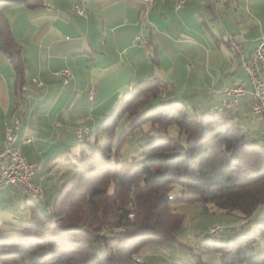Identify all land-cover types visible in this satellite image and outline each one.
Here are the masks:
<instances>
[{
    "label": "trees",
    "instance_id": "trees-1",
    "mask_svg": "<svg viewBox=\"0 0 264 264\" xmlns=\"http://www.w3.org/2000/svg\"><path fill=\"white\" fill-rule=\"evenodd\" d=\"M43 3L0 0V52L14 67L16 96L21 99L26 95L25 51L5 10ZM236 59L243 70L241 59ZM247 83L250 86L248 78ZM170 86L153 79L123 93L115 111L104 117L95 133L91 131L90 136H104L100 148L78 141L82 146L74 157L78 164L70 161L77 167L76 175L63 184L50 205L26 194L29 216L0 224V264H147L138 257L143 256V247L174 241L184 226L183 217L172 211L174 202H198L207 213L213 210L243 219L264 209V145L253 142L252 134L245 133L230 113L228 106L236 103L228 98L227 106L199 114L181 100L165 98ZM157 100H161L157 106L144 112ZM26 108L22 107L20 117L26 116ZM124 119L126 129L118 139L116 130ZM145 123L151 125L145 133L149 136L151 131L167 133L176 127L184 142L153 137L139 157L121 162V147ZM176 186L182 195L172 197ZM256 240L249 232L214 247L225 264H264V255L255 252Z\"/></svg>",
    "mask_w": 264,
    "mask_h": 264
},
{
    "label": "crops",
    "instance_id": "crops-1",
    "mask_svg": "<svg viewBox=\"0 0 264 264\" xmlns=\"http://www.w3.org/2000/svg\"><path fill=\"white\" fill-rule=\"evenodd\" d=\"M179 1L43 0L36 8L17 5L5 10L25 51L27 83L25 98H18L14 67L0 52V151L6 123L21 125L20 139L34 138L22 150L29 161L43 165L38 179L49 205L55 193L49 184L59 187L61 173H69L61 162L72 166V156L82 151L76 129L95 133L104 117L115 111L122 94L141 82L171 83L170 96L178 100L173 92L180 90L182 81L191 87L199 79L214 83L209 74L219 66L224 71L227 64L222 58L235 62L229 57L227 35L241 41L247 57L264 39L260 16L264 0H185L183 7ZM74 5L85 15L77 13ZM137 36L147 38L148 47L140 46ZM64 70L73 76L68 85L58 74ZM246 87L250 88L248 83ZM24 106L27 114L22 118ZM237 106L250 108L244 98ZM95 137L90 136V142ZM96 142L101 140L96 137ZM27 200L22 188L0 191V224L28 217Z\"/></svg>",
    "mask_w": 264,
    "mask_h": 264
},
{
    "label": "rangeland",
    "instance_id": "rangeland-1",
    "mask_svg": "<svg viewBox=\"0 0 264 264\" xmlns=\"http://www.w3.org/2000/svg\"><path fill=\"white\" fill-rule=\"evenodd\" d=\"M262 12H264V9ZM260 16L262 21L261 29L263 31L264 13ZM140 37L148 42V39L144 36ZM223 44L224 43H222V47L225 48ZM228 52H230V55L227 53V56L229 55L230 60L233 59L235 62L233 64V61L231 62L222 58V64H227L225 65L224 71L221 72L222 70L219 66L216 70L212 72L210 71L211 74H209L213 78L211 82L214 83H210L208 80V82L204 84L202 80L199 79L198 84L191 87L190 85H184L182 81L180 84V90L174 91L173 94H178L181 102H183L190 109H197L199 114L207 112L208 109L213 107L215 109V107L222 105L227 106L228 97L223 95L224 89L227 86H230L235 79L240 83L247 84V78L239 66L240 61L238 63L236 60L237 57L234 56L231 51ZM232 56L236 58H233ZM246 58L249 57L246 56ZM178 71L179 67H176L174 72L176 73ZM188 72L190 71L188 70ZM185 79L186 78H184V81ZM170 94H172L171 90H169L168 95ZM168 100H170V98L164 101L167 102ZM160 101L161 100H157V102L149 105L146 109H144V112L153 109L160 103ZM237 104L238 102L228 106L230 113H232L237 121L241 123L245 133L252 134L253 142H259L264 145V137L261 135L264 129V123L253 117L250 108L242 109L237 106ZM102 123L103 120L101 124ZM126 124L125 119L119 124L116 130L118 139L124 133ZM150 128V123H145L128 136L126 147H121L119 155L121 162L126 163L131 161L133 158L139 157L141 155L142 148L147 146L148 142H151L150 140H152L153 137L161 139L162 137L169 136L175 138L177 143L184 142L185 136L183 135L181 136V139H179V132L176 127L168 129L167 133L157 132L158 130H154L150 132L151 136H149L147 134H149L148 130ZM99 140H101V142L98 143L96 142V137L94 138L92 145L95 149L100 148L99 145L103 142L104 136L99 137ZM117 145L118 143H116V147ZM79 147L81 148L82 146L79 145ZM74 157L75 156H72V162L78 164ZM65 163L66 165L63 167L68 169L69 173H66L65 175L61 173V180L58 183L59 187L53 183L49 184L50 189L53 186V191H55V193H51L54 198L59 192H61L60 190L63 187V184L71 182L77 172V167L73 165L71 166L66 160H63L61 165ZM39 166L43 168V165L40 163ZM63 167L60 166L59 168ZM45 189H48L46 184ZM44 194L46 196V193ZM170 195L172 197H178L182 195V189L179 186H176L172 189ZM32 204L33 201L29 202V205ZM42 208L44 207L42 206ZM172 211L183 217L184 226L176 233L174 241H171L163 246L156 242H150L143 247L144 249L142 254L144 255L145 262L147 264H225L221 258V252L215 249L214 244L226 243L230 239L249 232L252 236H256L257 239L254 243L256 254L264 255V209L258 210L249 219H243L239 215L215 214L213 210L207 213L205 207L198 202L177 201L172 204ZM217 226H222L223 231L218 235L211 234V229L217 228ZM138 257L144 261L142 256Z\"/></svg>",
    "mask_w": 264,
    "mask_h": 264
},
{
    "label": "built area",
    "instance_id": "built-area-1",
    "mask_svg": "<svg viewBox=\"0 0 264 264\" xmlns=\"http://www.w3.org/2000/svg\"><path fill=\"white\" fill-rule=\"evenodd\" d=\"M185 0L179 1V7H183ZM74 9L80 15H85L84 11L74 5ZM227 46L229 51H235L236 56L241 59L242 68L249 80L250 88L245 84L234 81L232 85L224 89V94L237 103L242 98H247L250 103L251 114L258 120L264 123V39L260 41L249 58H246L243 51L241 41L234 36L227 35ZM136 41L142 47H148V42L136 37ZM64 78V85H68L72 80V73L64 70L58 73ZM36 85H40L37 80L33 81ZM95 90L93 87L89 91V99H94ZM19 124H4V146L0 151V191L11 187L22 188L26 194H36L42 200L40 187H43L40 180L37 178L39 163L31 162L27 159L22 151V146H30L34 143V138L26 137L19 139ZM264 135V130L262 131ZM75 136L78 141L90 142V129L78 128L75 131ZM223 231V227L219 226L211 230V234L218 235Z\"/></svg>",
    "mask_w": 264,
    "mask_h": 264
},
{
    "label": "bare ground",
    "instance_id": "bare-ground-1",
    "mask_svg": "<svg viewBox=\"0 0 264 264\" xmlns=\"http://www.w3.org/2000/svg\"><path fill=\"white\" fill-rule=\"evenodd\" d=\"M226 41H227V40H226ZM231 52H232V54H233L234 56H236V52H235V51H231ZM236 57H238V56H236ZM80 142H82V141H80ZM41 169H42V167L38 165V171L41 170ZM40 194H41L42 197H45L43 187H40ZM27 195H28V197H29L30 199H32V200H35V201H42V199L39 198V196L36 195V194H27ZM217 227H218V226H217Z\"/></svg>",
    "mask_w": 264,
    "mask_h": 264
}]
</instances>
